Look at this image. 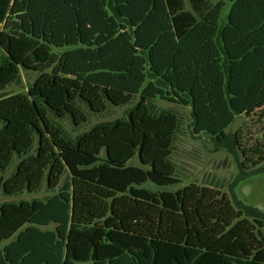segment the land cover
Segmentation results:
<instances>
[{
  "label": "trees",
  "instance_id": "1",
  "mask_svg": "<svg viewBox=\"0 0 264 264\" xmlns=\"http://www.w3.org/2000/svg\"><path fill=\"white\" fill-rule=\"evenodd\" d=\"M227 1L220 24L223 1L0 0V92L38 75L0 99V192H52L0 205V264H264L258 209L212 187H143L181 182L180 118L149 101L245 157L226 130L264 102V0ZM131 103L74 139L62 128ZM244 165L236 182L264 173Z\"/></svg>",
  "mask_w": 264,
  "mask_h": 264
},
{
  "label": "rangeland",
  "instance_id": "2",
  "mask_svg": "<svg viewBox=\"0 0 264 264\" xmlns=\"http://www.w3.org/2000/svg\"><path fill=\"white\" fill-rule=\"evenodd\" d=\"M220 1L225 2L219 21L220 24H223L226 22L229 12V2L227 0H206V3L209 7ZM37 76L34 73H22V85L12 86L0 92V99L19 94L26 95ZM134 104L131 103L124 108L115 109L108 115L92 118L89 125L79 132H71L68 123H64L62 128L69 138L74 139L97 125L113 124L118 120H126ZM148 106L155 116L173 112L180 118L181 126L174 144L173 161L176 166L177 177L181 182L169 188H157L151 184L144 185V188L152 192L163 190L175 192L191 184L199 187H212L220 189L221 193H225L229 198L234 194L244 205L264 213V173L236 182L242 176L241 163L245 164L243 168L246 172L255 169L264 170V114H261L264 102L252 111L237 117L226 130L230 135H236L245 151V157L241 154L242 150H239L240 154H234L230 145H218L206 134L194 136L191 132V116L188 109L173 107L159 100L149 101ZM246 159H250V164H246ZM133 165H137V163L134 162ZM8 176L9 173L5 174L4 178ZM50 196H52V192H48L46 189L37 194H23L16 197H3L0 192V205L10 201L44 200ZM9 242L0 244V247Z\"/></svg>",
  "mask_w": 264,
  "mask_h": 264
}]
</instances>
